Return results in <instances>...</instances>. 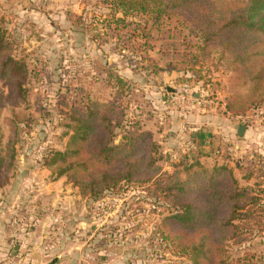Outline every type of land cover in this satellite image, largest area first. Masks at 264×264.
Returning a JSON list of instances; mask_svg holds the SVG:
<instances>
[{"label":"rangeland","instance_id":"374dc122","mask_svg":"<svg viewBox=\"0 0 264 264\" xmlns=\"http://www.w3.org/2000/svg\"><path fill=\"white\" fill-rule=\"evenodd\" d=\"M107 16L104 0H0L10 53L29 71L24 101L0 79V264L8 258L10 223L24 219L31 221L26 230L47 232L42 246L57 245L48 257L41 249L47 264H190L174 253L161 229L167 205L144 188L123 185L86 201L72 180L54 179L43 166L49 152L67 143L72 91L99 89L103 65L130 83L125 125L136 124L159 146L161 173L173 174L196 156L206 169L230 168L238 189L257 199L245 208L253 215L241 222L246 239L230 242L227 253L232 264H264V98L245 114L226 112L228 101L258 100L250 84L255 68L245 61V44L257 37H238L239 45L225 55L211 44L210 55L194 66L185 47L188 32L179 27L148 53L159 69L153 74L150 63L119 50L111 30L99 29ZM75 17L84 21L77 25ZM104 92L101 87L96 95ZM122 132L120 125L116 143ZM199 138L205 143L199 145ZM50 231L57 235L51 238Z\"/></svg>","mask_w":264,"mask_h":264},{"label":"trees","instance_id":"16d2710c","mask_svg":"<svg viewBox=\"0 0 264 264\" xmlns=\"http://www.w3.org/2000/svg\"><path fill=\"white\" fill-rule=\"evenodd\" d=\"M104 3L108 16L100 22L103 26L99 29L111 30L118 39L119 50L150 63L153 74L159 69L148 53L158 43L159 47L164 45L165 33L169 39L179 27L188 32L190 41L187 44L183 41L193 52L194 66L201 57L210 55L206 53L211 44L221 48L217 52L225 55L239 45L240 38L256 36L257 42L245 44L248 48L245 61L255 68L250 73V84L258 100L252 99L251 93V101L246 99L245 104L228 101L226 112L242 115L263 100L264 0H104ZM75 19L77 25L84 21L82 17ZM164 29L168 30L163 32ZM159 47L156 53L161 52ZM10 51L5 30L0 26V79L9 81L15 98L24 101L28 67ZM101 72L104 75L101 87L114 93L96 95L101 87L72 91L66 113L67 143L62 151L49 152L43 166L54 179L72 180L78 187V195L86 201L97 200L123 185L144 188L149 197L167 205L161 229L167 232L165 238L175 254L185 257L190 264H232L227 247L230 242L246 239L241 222L247 214L253 215L252 210L245 208L254 205L257 199L238 189L230 168L206 169L196 156L173 174L161 173L159 146L139 131L136 124L125 125L127 97L132 92L130 83L106 65ZM72 86H68L67 94ZM120 125L123 132L116 143ZM199 139V145L205 143Z\"/></svg>","mask_w":264,"mask_h":264},{"label":"crops","instance_id":"0c3cea01","mask_svg":"<svg viewBox=\"0 0 264 264\" xmlns=\"http://www.w3.org/2000/svg\"><path fill=\"white\" fill-rule=\"evenodd\" d=\"M48 217L53 219L51 214ZM50 218L48 219L50 220ZM30 222L24 219L18 225L17 223L13 225L10 223L13 229L8 231L6 237L9 243L6 251L8 258L4 264H47L43 257L51 256L58 249L57 245L52 241L42 246V239L46 238L47 232L45 233L44 230L39 231L38 228L26 230L23 226H26V223L30 224ZM56 235V231H50L51 238ZM41 249L47 251L43 257L40 256ZM48 264H53V262L51 261Z\"/></svg>","mask_w":264,"mask_h":264},{"label":"water","instance_id":"95a60500","mask_svg":"<svg viewBox=\"0 0 264 264\" xmlns=\"http://www.w3.org/2000/svg\"><path fill=\"white\" fill-rule=\"evenodd\" d=\"M243 130H244L243 127H239V129H238V135L239 136H242Z\"/></svg>","mask_w":264,"mask_h":264}]
</instances>
